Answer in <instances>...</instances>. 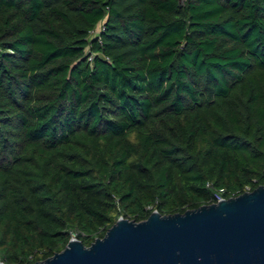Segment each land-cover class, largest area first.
I'll return each instance as SVG.
<instances>
[{"label": "trees", "instance_id": "16d2710c", "mask_svg": "<svg viewBox=\"0 0 264 264\" xmlns=\"http://www.w3.org/2000/svg\"><path fill=\"white\" fill-rule=\"evenodd\" d=\"M259 185L264 0H0V261Z\"/></svg>", "mask_w": 264, "mask_h": 264}, {"label": "water", "instance_id": "95a60500", "mask_svg": "<svg viewBox=\"0 0 264 264\" xmlns=\"http://www.w3.org/2000/svg\"><path fill=\"white\" fill-rule=\"evenodd\" d=\"M33 264H264V185L183 213L122 216L89 246L72 237Z\"/></svg>", "mask_w": 264, "mask_h": 264}, {"label": "built area", "instance_id": "2783aa9c", "mask_svg": "<svg viewBox=\"0 0 264 264\" xmlns=\"http://www.w3.org/2000/svg\"><path fill=\"white\" fill-rule=\"evenodd\" d=\"M104 29V26L103 24H99L95 30H92V34L93 35H98L100 34V32ZM90 60H93V56L90 57ZM210 186V184H209ZM225 189L224 188H220L218 189L216 192H215V197L217 199V201H220L222 199H225V198H228V197H225ZM74 238H77V237H74Z\"/></svg>", "mask_w": 264, "mask_h": 264}, {"label": "rangeland", "instance_id": "374dc122", "mask_svg": "<svg viewBox=\"0 0 264 264\" xmlns=\"http://www.w3.org/2000/svg\"><path fill=\"white\" fill-rule=\"evenodd\" d=\"M72 237H76V233L75 232L72 233Z\"/></svg>", "mask_w": 264, "mask_h": 264}]
</instances>
